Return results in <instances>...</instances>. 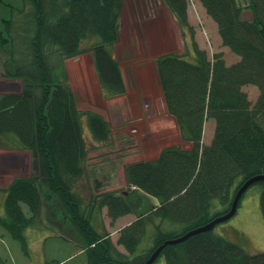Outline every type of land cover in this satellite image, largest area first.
<instances>
[{"label": "trees", "instance_id": "obj_1", "mask_svg": "<svg viewBox=\"0 0 264 264\" xmlns=\"http://www.w3.org/2000/svg\"><path fill=\"white\" fill-rule=\"evenodd\" d=\"M20 1L19 8L29 5L31 13H12L10 20H3L0 57H4V76L21 77L27 86L20 94L0 99V138L9 133L19 136L23 150L33 158V175L16 178L7 187V216L0 215V226L22 243L27 255L25 231L37 223L48 198L54 199L56 218L63 224L68 219L82 238L87 264H145L166 242L229 213L240 188L264 175V0H249L252 20L242 18L244 8L236 0H200L217 24L223 46L240 57L231 65L222 53L210 57L195 41L189 0H164L183 36L190 32L193 44L183 54H163L155 60L167 112L189 147H166L154 160L124 166L127 186L135 187L132 197L144 195L143 208L151 205L120 232L115 244L109 233L94 228L89 211L108 207L114 221L136 213L138 206L132 198L104 191L92 194L84 209L86 200L73 186L80 176L90 175L85 160L96 147H87L74 92L69 84L54 81L50 56L58 53L65 63L85 51L81 49L85 40L99 37L101 42L90 50L99 81L111 95L124 94L122 69L109 49L120 42L123 0ZM246 86L259 89L256 103L245 93ZM84 114L94 139L110 142L113 130L105 117L90 111ZM209 121L215 124L213 139L205 145L204 126ZM256 184L264 186V181ZM146 197L159 203L154 205ZM261 205L264 214V188ZM146 213L158 221L152 223L154 245L137 254L147 231ZM159 258L167 264H264V253L247 254L213 231L168 245Z\"/></svg>", "mask_w": 264, "mask_h": 264}, {"label": "rangeland", "instance_id": "obj_2", "mask_svg": "<svg viewBox=\"0 0 264 264\" xmlns=\"http://www.w3.org/2000/svg\"><path fill=\"white\" fill-rule=\"evenodd\" d=\"M20 2V0H4L0 3V29L2 28L3 20H10L12 13H31V7L29 5L22 3V5L24 4V10H22V7V9L19 8L21 5ZM236 2L239 7L244 8L242 18L252 20L251 9H248L249 0H236ZM164 4V0H123L122 16L125 20L122 17V26L124 21L127 25L123 31V40L120 48L121 46H127V44L131 43L126 50H129V53L132 56L130 57L127 54H122L120 52V48L118 47L121 57L115 56V59H118L117 61L119 62L120 67L123 69V72H125V78L128 80L131 89L132 87H138L139 91L141 89L147 91L146 87H149V85L151 87V77H153V73L148 68L141 70L142 68L140 69L136 66L145 55L159 56L165 52H169L170 50H176L172 44V36L169 35V20L161 16L156 19H151V17L146 15V13H168V10L164 8ZM200 4V0H189L188 13H194L195 15V24L198 26L195 32L196 34H199L197 42L200 43V47H206L208 55L212 57L214 52L210 43L213 42V40L211 39L208 31H206L208 30L206 28L207 24L205 23L203 17H200L199 20L196 14L201 13V11H205L199 9ZM137 16L140 18L141 24L144 22L143 39L141 40L137 37L140 42H129L128 40L130 38H136V36L131 37L130 29L133 23L137 21ZM13 17L16 19L15 16ZM27 18L29 17L27 16ZM24 34H26L25 31ZM189 34L190 33H187L184 39L187 40V38H189ZM95 39L97 42H101L99 37H95ZM96 41L94 38L87 39L84 41L83 47H91L92 44L96 43ZM192 45L193 44L191 42V46ZM178 47L182 48V45H178ZM130 49H132V51ZM21 50L22 46H20V53H22ZM185 50L186 46L184 51ZM220 51H225L226 56L224 53L222 54L227 65L233 64L235 59L238 60L239 56L237 57V55L232 52L230 53L228 47L222 45ZM3 59L4 57H0L1 66ZM50 62L54 67H59L62 63L58 53H54L50 56ZM77 62H79V60L71 59L66 61L67 64L71 63L70 66H66L68 67V75H70L71 70L73 71L72 66H76ZM86 62L87 60L84 59L73 72L71 71L74 76H84L83 79L78 78L79 85L83 89V95H86V92L92 91L95 93L94 91H96L95 77L91 72V69L86 75L83 73V65ZM132 65L136 66H134L135 69L130 68L133 67ZM59 70L61 71L62 68ZM3 80L8 81V83H5L6 85H4ZM75 80H77V78H75ZM141 82L145 85L147 84L146 87L140 84ZM156 87L155 81L153 80L152 90L147 91L149 95L147 104H144L143 100L140 99L138 102L133 100L130 102L131 107L128 108V110L125 108L122 109V112H119L122 100H118L112 108L114 115H108L111 112L108 111L109 106L107 105H102L100 107L90 101L86 102L88 105L78 103L81 110L93 108L92 110L105 114L109 122L112 123V126L115 127V130L125 129L124 134L116 132V139L113 137L109 145L103 146L106 148L104 155L112 156L108 159L110 162L105 164L104 167L107 172H110L111 168V175H115V182H119L121 170L129 163L156 159L160 155L161 151L166 147L176 145H183L184 148L189 147L188 145L183 144L175 119L166 112L165 108L161 106L158 95L160 92L159 90L156 91ZM16 90L17 88L4 76L2 70L0 69V93L12 92ZM244 91L248 94L252 103L257 102L260 95L257 87L246 86L244 87ZM107 103L109 102H106V104ZM90 104H93L94 106ZM148 106L149 108H147ZM152 107L154 110L148 111V109H152ZM157 114L160 115V117L157 116L155 118ZM127 122H130V124L123 127L127 124ZM214 126V121H209L204 126L203 143L205 145H209L213 139ZM125 139L128 141H125ZM2 148L3 147L0 148V156L5 162L11 164L12 175H0V187L9 185L16 178H28L33 175V159L31 157L28 158L29 156L25 154L17 155L14 150L12 151L10 149ZM97 149L99 148L96 147L95 150ZM93 151H90L89 155L91 154V156H88L86 161V167L88 168L90 175H92L93 178H95L96 175H106L107 172L104 170V167L103 169L101 168V170L100 166L95 167L96 163L92 162L95 158H99V156H97L98 154L93 153ZM102 156L103 155H100V157ZM124 157H128V159L124 160ZM101 159L103 162L107 161L106 159H103V157ZM7 167H9V164H7ZM123 185L124 181L120 180V187L118 189L120 192L118 195L120 196L124 195L125 192H132V190L125 187L126 184L124 186ZM263 188V184L251 186L242 197L237 214L228 221L218 224L213 230V234L235 243L250 255L264 253V214L261 205ZM77 194H82V197H84L85 200L90 197V192L84 186L81 187V190L78 191ZM130 196L134 201H127H132L134 202V206H138L137 209H134L137 212L133 214L138 218V213H145L144 211H146L151 204H148L143 208L144 203L142 202V198L145 197L144 195H142V197H137V195L132 197L133 195L130 194ZM6 198L7 196L5 193H0V215L3 217L7 216L5 209ZM48 200L54 199L48 198ZM140 208L143 209L140 210ZM24 209L27 214L30 215L27 206H24ZM47 209L48 208L45 205L37 223L25 231L30 251L29 255L24 252L22 243L17 241V239L0 226V254H2V256L7 260V264H87L86 255H82L80 253L81 249L79 244H81L82 241L80 235L74 230L70 222L63 224L59 218V221L51 223L50 218L47 216L49 213ZM146 214L144 215L145 217H143V221H145V224L147 222V231L143 233L137 254L147 251L152 245H154L156 228L151 223H158V221L154 218L153 214ZM105 219L106 223L110 219L112 224L111 227H115L116 225L114 223L119 218L113 221L109 216H105ZM92 222L94 228L101 234L109 233L108 227H106V224H103L104 218L99 210L95 212ZM163 228H165V226H163ZM53 232H61L62 236L54 238ZM113 234L115 236L112 241L116 244L119 239L118 237H120V231H117V233L113 232ZM117 248L122 253L127 254L126 249L123 246L117 245ZM154 264H167V262L165 258H159Z\"/></svg>", "mask_w": 264, "mask_h": 264}, {"label": "crops", "instance_id": "obj_3", "mask_svg": "<svg viewBox=\"0 0 264 264\" xmlns=\"http://www.w3.org/2000/svg\"><path fill=\"white\" fill-rule=\"evenodd\" d=\"M164 8H166L168 10V13H146V15L148 17H151V19H156L159 16H161V17L166 18L167 20H169V35L172 36V44L174 45L176 50L175 51H171L170 50L169 52H165L163 54H168V53H173V52H176V53H179V54H183V53H185V51H184L185 46H187V48H189V47L192 48V46H191V38H188L187 40L184 39L185 35L183 36V32H182L183 30L181 29L180 25L175 21V19L173 18V15L170 12V10L166 6ZM199 9L200 10H205L204 7L202 6V4H200ZM188 14H189V23H190V25L192 27H194L195 30H197L198 26H196V24H195L196 21H195L194 13H188ZM196 14H197V18L199 20H200V17L201 18L203 17L205 23L207 24L206 28L208 30H206V31H208V33L210 34L211 39L213 40V42L210 43L211 47L213 49V52H214L212 54V56L214 54H216V53H224L225 54V51H220L221 50V46L223 44H222V39H221V37L219 35V32H218L217 24L212 20V18L210 16H208L206 11H201V13H196ZM122 17L123 16L121 15V18H120V30H119L120 42L117 45H115L114 47H111L109 49L113 53L114 57L115 56L121 57L120 52L122 54L123 53L127 54V55H129L131 57L132 55L129 53V50L128 51L126 50L131 43L127 44V46H121V48H120V45L122 44V40H123L122 39L123 31H124L125 26L127 25L125 23V21H124L123 26H122ZM123 19L125 20L124 17H123ZM136 20L137 21H135L133 23V25L131 26V29H130L131 37L132 36H136V38L135 39L134 38H130L128 40L129 42L130 41H132V42L135 41L137 43L140 42L137 37H139L141 40L143 39V32H144L143 23L144 22L141 24L140 18L138 16H137ZM187 33H190V32H187ZM198 36H199V34L198 33L196 34V32H195V41L196 42H197ZM94 40L96 41L95 38H94ZM185 42H186V45H185ZM197 43L200 46V43L199 42H197ZM83 45H84V42L82 43L81 49L85 50V51L80 56L75 58V60H79V62L76 63V66H72V68H73V71H74V69L77 66H79V64H81L84 59L87 60V62L84 63V65H83V73H84V75H86L91 69V72L93 73V75L95 77V88H96V91H94L95 93H93L92 91L91 92H86L85 91L86 95H83V89L79 85L78 78L79 79H83L84 76H80V77L74 76V74L72 73L73 72L72 70H71L72 72L70 71V75H68L67 74V68L68 67H66V66H68V65L70 66L71 63L67 64L65 62V63H61L59 67H55V69H54V76L55 77L53 76V78H54V81L56 80L57 84L61 83V82L62 83H67L72 88V90L74 92V95H75V98H76V104H77V107H78L79 112H80L81 123H82V133L84 135L85 143H86L87 147H89V148H91V147L99 148V149L94 150V151L92 150L93 153H97L98 154L97 156H99V158H95L94 160H92V162L96 163L95 167L96 166H100V169L101 168L103 169L105 164L110 162L108 159L112 157L111 155H104V153L106 151V148H104L103 146L109 145L112 140L110 142L106 143V144L98 143L94 139V137H93V135H92V133H91V131L89 129L88 117L84 113L87 112V111H90V112H94V113H98V114L103 115L105 117V119L107 120V122L109 123L110 127L112 128V130L114 129L113 134H112V138L114 137V139H116V135H115L116 132H121L122 134H124V130L125 129L115 130V127L112 126V123L109 122V120L106 118L105 114L97 112V111H94V110H92L93 108H88V109L81 110L79 108V106H78V103H83V104L88 105V103H86V102L90 101V102H94L95 105H98L100 107L102 105H104V106L107 105V106H109L108 111L111 112L108 115H111V114L114 115V112L112 111V108L115 106V104H116L115 102H117L118 100H122L119 112H122V109H125V108L128 110V108L131 107L130 102L133 101V100L138 102L139 99H140V100H143L144 104L145 103L147 104L148 103L147 101L149 99V95H148L147 91H151L152 90V82L154 80L155 84L157 86L156 87V91L159 90V92H160V94L158 93L159 98H160V104H161V106L163 108H165V110L167 112V109H166V106H165V102L163 100V94H162L161 86H160V83H159V77H158V74H157L156 65H155L156 58L161 56V55H163V54H161L159 56L145 55L144 58L138 63V65H136L137 68H140V69L142 68L141 70H143L145 68H148L153 73V77H151V87H150V85H149V87H146L147 84L145 85L143 82L140 83V84H142L143 86L146 87L147 91L146 90H142V89L139 91L138 87L137 88L132 87V89H131V86H130L128 80L125 78L126 77L125 76V72H123V69L121 68L122 69V75H123V80H124L126 92L124 94L111 95V92L109 90L103 88V86L101 85V83L99 81V78H98V75H97V71H96V67H95V63H94V60L92 58V53L90 52L91 47L84 48ZM178 45H182V48L181 47L179 48ZM118 47L121 50L120 52L118 51L119 50ZM201 49L207 50L206 47H203V48L201 47ZM130 50L132 51V49H130ZM229 52L231 53L230 49H229ZM225 56H226V54H225ZM238 61H239V57H238V60L235 59L234 63H237ZM132 66L133 67H130V68L131 69L132 68L135 69L136 66L135 65H132ZM60 68H62L61 71L59 70ZM0 69L2 70L1 64H0ZM92 69H93V71H92ZM75 78H77V80H75ZM7 79L13 83V85L17 88V90L16 91H12V92H6V93L1 92L0 93V99H2L4 96L9 95V94H20V93L23 92V90L27 86V85H25V82H24L23 78H21V77L7 78ZM5 83H8V81L3 80V84L4 85H6ZM98 90H99V92H98ZM106 102H109V103L106 104ZM90 105H93V104H90ZM149 106L147 108H149ZM152 110H154L153 107H152V109H148V111H152ZM157 116L160 117V115L157 114L155 116V118ZM128 124H130V122H127V124L124 125L123 127L127 126ZM20 141L21 140H20L18 135H16V136L14 134L4 135V136H2L0 138V148L3 147L2 149H10L12 151L14 150V152L17 155L25 154V155L29 156V157L28 156H25V157H28V158L31 157L32 158L31 154L28 151H24L23 150V146H22ZM125 141H128V140L125 139ZM100 155H103L102 156L103 159H106L107 161L103 162L102 159H101L102 157H100ZM90 156H91V154L89 155V157ZM105 156H107V157H105ZM87 159H88V157L86 158L85 163H86ZM123 159L127 160L128 157L127 158L124 157ZM152 160H154V159H152ZM7 164H9V167H7ZM2 168H4L5 170L2 169ZM104 170L107 172L105 167H104ZM111 172H112V170L110 168V172H107L106 175H103V176L102 175H96L95 178H93L92 175L85 174L84 176H80V178L77 179L78 181L77 180L74 181L75 186H73V188H74L76 193L81 190L82 186H84L90 192V197L86 200V205L84 206V209H86L87 204H89L88 202L91 200L92 194L93 195H97L98 193L104 192L105 190L111 191V192H115V193H120L118 191V189L120 187L119 186L120 185V180L124 181V185L126 184L125 185L126 188H128L129 190H132V192L131 191L125 192V194L122 195V196H124L126 199H131L130 194H132V195L136 194L134 187H128L127 186V183H126V180H125V175H124V168L121 170V175H119V182H115L114 181L115 175H111ZM0 175H12L11 164L8 163V162H5L2 159L1 156H0ZM101 176H102V179H101ZM24 178H27V177H24ZM9 185H6L4 187H0V193H5L6 196H7V193H6L7 191L6 190H7V187ZM81 196H82V194H81ZM146 198L148 200H152V204H154V205H157L159 203L156 199H153L151 197L150 198L146 197ZM53 204H54V201H52V200H47V201L44 202V206L45 205L47 206V208H48L47 211L49 212L47 214V216L50 218V221L52 223L54 221H56V220L59 221V218H56V214H54L55 211L52 208ZM95 208L96 209H93L92 212L89 211V214H91V219H92L91 221H93V216H94L95 212L97 210H99L101 212L103 218H104L103 224L104 225L106 224V227H108L109 233L110 234L112 233L111 234L112 240H114V236H115L113 234V232H115V233H117V231L121 232L124 228L131 226L133 223H135L138 220L136 215L128 214V215L122 216L119 219H117L115 221V223H114L116 226L115 227H111V225H112L111 224V220L109 219V221H107V223H106V219H105V216L108 217V207H104L103 209H99L97 207H95ZM43 209H44V207H43ZM141 209L142 208H140V210ZM66 222H69L68 219H65V224H66ZM53 234H54V238L62 236L61 232H56V233L53 232ZM47 239H49V238H47ZM79 247L81 249L80 253L82 255L86 254L84 252V250L82 249L81 244H79ZM0 264H7V260L2 256V254H0Z\"/></svg>", "mask_w": 264, "mask_h": 264}, {"label": "water", "instance_id": "obj_4", "mask_svg": "<svg viewBox=\"0 0 264 264\" xmlns=\"http://www.w3.org/2000/svg\"><path fill=\"white\" fill-rule=\"evenodd\" d=\"M260 181H264V175L262 176H257L254 177L253 179L247 181L241 188L240 190L237 192L234 201L232 203V207L231 210L229 211V213H227L226 215H223L221 217H218L217 219L213 220L211 223L200 227L199 229H196L194 231L189 232L187 235H185L184 237L175 240V241H169L166 242L164 245H162L161 247H159L152 255L151 257L148 259V261L145 264H154L157 259L159 258L160 254L162 253V251L164 250V248L168 245H176L178 243L184 242L186 241L188 238H190L193 235L199 234V233H204V232H209L212 231L218 224L223 223L225 221H228L229 219H231L233 216L236 215L237 211H238V207H239V203L242 199V197L244 196V194L246 193V191L254 184H256L257 182ZM110 264V263H109ZM114 264V263H112Z\"/></svg>", "mask_w": 264, "mask_h": 264}, {"label": "bare ground", "instance_id": "obj_5", "mask_svg": "<svg viewBox=\"0 0 264 264\" xmlns=\"http://www.w3.org/2000/svg\"><path fill=\"white\" fill-rule=\"evenodd\" d=\"M111 264V263H110Z\"/></svg>", "mask_w": 264, "mask_h": 264}]
</instances>
